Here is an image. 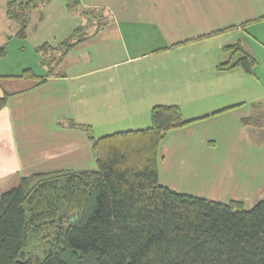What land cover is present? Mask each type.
<instances>
[{
  "label": "crops",
  "instance_id": "crops-1",
  "mask_svg": "<svg viewBox=\"0 0 264 264\" xmlns=\"http://www.w3.org/2000/svg\"><path fill=\"white\" fill-rule=\"evenodd\" d=\"M135 3L133 14L127 6L116 11L95 3L102 11L101 29L93 27L47 72H34L41 80L0 82V98L10 93L0 110V196L14 179L97 164L92 141L71 122L90 126L99 139L149 128L157 105H178L185 121L198 119L161 143V185L245 205L248 192L264 191V128L241 124L254 104L244 96L264 91L248 80L261 81L257 67L254 75L218 70L228 59L223 47L237 42L264 69V0ZM88 23L86 18L82 26ZM63 51L55 52L58 59ZM255 98L251 102L264 104V95ZM234 192L246 196L227 201Z\"/></svg>",
  "mask_w": 264,
  "mask_h": 264
},
{
  "label": "trees",
  "instance_id": "trees-1",
  "mask_svg": "<svg viewBox=\"0 0 264 264\" xmlns=\"http://www.w3.org/2000/svg\"><path fill=\"white\" fill-rule=\"evenodd\" d=\"M41 2L7 1L6 15L19 23L17 37H28L31 18L25 12ZM101 13H83L89 23L101 20L95 32L103 25ZM89 23L58 47H38L43 64L57 63L89 37ZM56 51H63L59 59L52 57ZM223 51L228 59L219 71L255 74L258 61L240 42ZM6 54L0 46V59ZM42 78L26 70L0 76V82ZM9 97L0 98V110ZM197 120L185 121L178 105H157L149 128L99 139L90 126L71 122L92 141L98 169L34 173L3 193L0 264H264V200L247 209L244 201L216 202L159 183L161 143L172 130ZM241 124L264 128V104L254 103Z\"/></svg>",
  "mask_w": 264,
  "mask_h": 264
},
{
  "label": "rangeland",
  "instance_id": "rangeland-1",
  "mask_svg": "<svg viewBox=\"0 0 264 264\" xmlns=\"http://www.w3.org/2000/svg\"><path fill=\"white\" fill-rule=\"evenodd\" d=\"M7 1L8 0H0V46H6L7 52V54L0 59V72L12 73L13 75L22 74L26 70H33L37 74L47 72L50 68L43 65V59L46 58L44 57L45 53H38L37 47L46 42L54 46L66 41L74 34L75 30L81 27L82 23L85 22L86 16H84L83 13L96 11V7L94 6L95 3L100 2L108 4L111 9H115L116 11H120L123 6H127V12L130 14H133L134 8L137 6L135 0H42V4L39 8L25 12L26 15L30 16L31 21L28 27V37L22 39L16 36L19 23L9 19L6 15ZM98 18H94L90 21L89 27L91 30L89 32L93 30V27L95 29L97 25L100 26L101 20L99 21ZM52 57L57 58V53H53ZM256 70L259 74L258 78L261 79V81L254 77H248V80L251 82V86H253V83H257V88L264 90V69L257 66ZM259 84L261 86H259ZM256 92L257 90H251L250 94L244 96L248 104L252 105V103L259 102H251L253 101L251 99L256 100L257 98L255 97L264 95V91L259 90V92ZM263 133L264 131L261 133L262 140H264ZM97 134L100 135L98 131ZM257 153L261 154V151L258 149ZM254 158L259 157L256 156ZM242 159H244V157H242ZM84 165L86 166L82 165L75 169H98L97 164L93 165L88 162ZM61 168L66 167L63 166L57 169ZM18 183L19 181L14 179L9 186L10 189L16 187ZM239 195L246 196V192H234L229 195L230 198H228L227 201ZM262 200H264V191L248 192L247 200H245L246 208L252 209Z\"/></svg>",
  "mask_w": 264,
  "mask_h": 264
}]
</instances>
